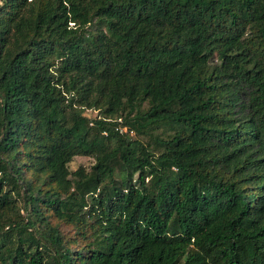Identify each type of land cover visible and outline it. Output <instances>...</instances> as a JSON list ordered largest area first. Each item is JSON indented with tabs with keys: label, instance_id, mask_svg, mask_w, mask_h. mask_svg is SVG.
Returning a JSON list of instances; mask_svg holds the SVG:
<instances>
[{
	"label": "trees",
	"instance_id": "1",
	"mask_svg": "<svg viewBox=\"0 0 264 264\" xmlns=\"http://www.w3.org/2000/svg\"><path fill=\"white\" fill-rule=\"evenodd\" d=\"M0 264H264V0H1Z\"/></svg>",
	"mask_w": 264,
	"mask_h": 264
},
{
	"label": "rangeland",
	"instance_id": "2",
	"mask_svg": "<svg viewBox=\"0 0 264 264\" xmlns=\"http://www.w3.org/2000/svg\"><path fill=\"white\" fill-rule=\"evenodd\" d=\"M0 2H1V0H0ZM85 113L88 115V116H95L96 115V111H94V110H86L85 109ZM165 127V126H164ZM165 129H167L166 131V133H171V130L170 129H168V127H166ZM161 130V129H160ZM131 134V133H130ZM131 135H133V134H131ZM135 138H137V139H139V140H141V141H143V142H145V141H149V142H152V139H151V141H150V137L148 136H134ZM133 137V138H134ZM94 163V159L92 158V157H90V156H75L74 157V159H73V161L70 163V168L72 169V170H74V169H76V168H78V167H80V166H82L86 171L87 170H89L90 168H91V165ZM119 172V168H117L116 169V174ZM133 177H135L136 178V173L134 174V176ZM23 212H21V214H22ZM69 227H64L63 228V230H64V232H66V234L70 237V238H74V240L76 239V238H78L77 236V234H76V230L75 229H71L70 231H69ZM30 232H32V230H29ZM79 244V242H74L73 243V245L74 244Z\"/></svg>",
	"mask_w": 264,
	"mask_h": 264
}]
</instances>
